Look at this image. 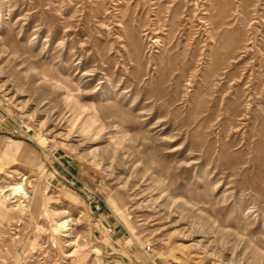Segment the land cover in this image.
Wrapping results in <instances>:
<instances>
[{"label": "rangeland", "instance_id": "374dc122", "mask_svg": "<svg viewBox=\"0 0 264 264\" xmlns=\"http://www.w3.org/2000/svg\"><path fill=\"white\" fill-rule=\"evenodd\" d=\"M0 264H264V0H0Z\"/></svg>", "mask_w": 264, "mask_h": 264}, {"label": "built area", "instance_id": "2783aa9c", "mask_svg": "<svg viewBox=\"0 0 264 264\" xmlns=\"http://www.w3.org/2000/svg\"><path fill=\"white\" fill-rule=\"evenodd\" d=\"M68 183L72 189H81L83 191L82 194L84 201L87 204L91 214L99 217L102 213V207L104 204V199L101 194L95 188L85 186L77 179V177L70 174Z\"/></svg>", "mask_w": 264, "mask_h": 264}, {"label": "bare ground", "instance_id": "6f19581e", "mask_svg": "<svg viewBox=\"0 0 264 264\" xmlns=\"http://www.w3.org/2000/svg\"><path fill=\"white\" fill-rule=\"evenodd\" d=\"M19 186H20V185H19ZM20 192H21V194H25L22 188H13V189H12V193L15 194V195H19ZM71 244H72V243H71ZM74 244H75V242H74Z\"/></svg>", "mask_w": 264, "mask_h": 264}]
</instances>
